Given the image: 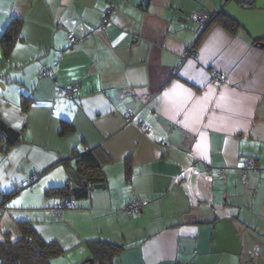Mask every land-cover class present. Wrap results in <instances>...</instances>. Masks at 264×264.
I'll list each match as a JSON object with an SVG mask.
<instances>
[{"label":"crops","instance_id":"crops-1","mask_svg":"<svg viewBox=\"0 0 264 264\" xmlns=\"http://www.w3.org/2000/svg\"><path fill=\"white\" fill-rule=\"evenodd\" d=\"M201 11L221 14L206 26ZM15 18L21 38L8 55L0 42V118L20 131H0V242L28 222L62 248L51 264L95 260V241L123 247L111 264H264V0H0V38ZM90 149L106 186L53 215L63 196L48 191Z\"/></svg>","mask_w":264,"mask_h":264},{"label":"trees","instance_id":"trees-1","mask_svg":"<svg viewBox=\"0 0 264 264\" xmlns=\"http://www.w3.org/2000/svg\"><path fill=\"white\" fill-rule=\"evenodd\" d=\"M220 14V12L214 14V18L210 23L216 20ZM224 22H229V20L224 19ZM20 38L21 20L15 18L10 22L0 38L1 46L6 55ZM28 102L29 99L27 98L25 103L27 104ZM71 130H73L72 124L68 121H62L59 130L60 134H66ZM1 141L2 139L0 138ZM74 171L79 182H82V186L77 191H73L69 185H66L51 188L47 194H58L63 196V199L86 197L90 193L91 187L101 179H104V172L99 164V159L91 149L76 154ZM84 181L88 185H84ZM15 193L17 191L6 195L4 198L7 199ZM20 227L22 237L19 240L11 241L6 239L0 242V264H51V259L62 253V248L56 242H45L28 222H20ZM89 246L94 253L95 260L99 264H111L112 257L123 248L122 246L100 241L90 242Z\"/></svg>","mask_w":264,"mask_h":264},{"label":"built area","instance_id":"built-area-1","mask_svg":"<svg viewBox=\"0 0 264 264\" xmlns=\"http://www.w3.org/2000/svg\"><path fill=\"white\" fill-rule=\"evenodd\" d=\"M241 5H244L246 7H253L254 4L256 3L257 0H233ZM112 7L108 8L106 10L107 16L104 17L102 24L100 25V29H105L108 25V15L111 14ZM191 19H193L195 22L201 24V25H207L212 21L214 18V14L206 12V11H201V12H195L191 14ZM68 38L70 41H73L78 38V36L70 32L68 35ZM222 75L219 71L217 70H212L210 72V82L213 84H220L222 82ZM61 93H64L65 95H72L73 94V88L72 87H67V88H61L60 89ZM139 99L144 103L147 104L151 101V96L149 95H139ZM123 116L127 121H134V114L131 110H124L123 111ZM148 128L147 126H143V130L146 131ZM241 169H242V177L243 179H246L248 176V173L250 170L256 168V160L253 157L246 156L242 159L241 161ZM216 175L219 177V179L223 180V177L225 175V169H219L216 173ZM39 179L38 174H32L31 177L28 180L29 184L34 183ZM76 208V199L75 198H69V199H63L54 206L50 208L51 213L56 216H61L66 212L67 210H71ZM141 210V202L139 201L138 198H133L130 202L127 203L126 205V211L129 213H138ZM99 264V263H98Z\"/></svg>","mask_w":264,"mask_h":264},{"label":"water","instance_id":"water-1","mask_svg":"<svg viewBox=\"0 0 264 264\" xmlns=\"http://www.w3.org/2000/svg\"><path fill=\"white\" fill-rule=\"evenodd\" d=\"M0 131L2 133H4V135L6 136V139L9 143L13 144L17 139L18 137L20 136V131L14 129L13 127L9 126L3 119L0 118ZM70 175H71V178L73 179L72 183L68 184L72 189L73 191H77L80 186H79V180H78V177H77V174L75 171H70ZM101 182L104 181V179H101L100 180ZM84 185H88V183L86 181H84ZM106 185L104 183H96L94 184V187L95 188H101V187H105ZM95 260L94 259H89L88 261H85L84 263L82 264H86V263H94Z\"/></svg>","mask_w":264,"mask_h":264}]
</instances>
